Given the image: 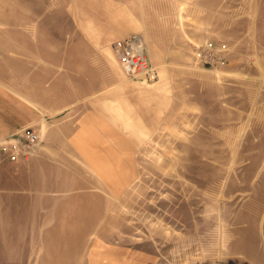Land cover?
I'll return each mask as SVG.
<instances>
[{
    "label": "crops",
    "instance_id": "1",
    "mask_svg": "<svg viewBox=\"0 0 264 264\" xmlns=\"http://www.w3.org/2000/svg\"><path fill=\"white\" fill-rule=\"evenodd\" d=\"M136 33L158 67L145 90L107 53ZM209 39L227 43L226 66L159 71ZM188 82L200 109L191 138L222 147V161L263 162L264 0H0V139L26 126L41 135L29 158H0V240L56 243L58 264L77 263L73 243L121 221L144 131L153 145L178 129ZM116 252L105 264L144 263L143 251Z\"/></svg>",
    "mask_w": 264,
    "mask_h": 264
},
{
    "label": "rangeland",
    "instance_id": "2",
    "mask_svg": "<svg viewBox=\"0 0 264 264\" xmlns=\"http://www.w3.org/2000/svg\"><path fill=\"white\" fill-rule=\"evenodd\" d=\"M195 48L186 51L189 62L159 71L168 75L189 73L191 65L201 68L193 61ZM108 51L115 60L112 47ZM133 82L144 90L155 83ZM188 84L184 103L177 107L183 113L175 115L178 129L156 131L153 145L150 131H144L142 154L128 162L121 221L102 227L95 241L73 243L80 248L75 264H105V254L118 249L127 251L129 260L143 251V264H264V161H222V147L198 139L200 124L190 118L199 116V94L194 82ZM194 133L198 138H191ZM31 241L0 240V264H58L63 259L52 256L56 243ZM93 250L95 261L89 257Z\"/></svg>",
    "mask_w": 264,
    "mask_h": 264
},
{
    "label": "built area",
    "instance_id": "3",
    "mask_svg": "<svg viewBox=\"0 0 264 264\" xmlns=\"http://www.w3.org/2000/svg\"><path fill=\"white\" fill-rule=\"evenodd\" d=\"M117 62L128 78L141 79L148 83L156 81L158 68L148 55L146 43L141 34L136 33L118 39L112 44ZM227 43L216 44L207 41L194 51L197 64L206 68L226 66ZM41 141L40 133L32 126H26L0 139V151L10 161H19L32 156Z\"/></svg>",
    "mask_w": 264,
    "mask_h": 264
}]
</instances>
